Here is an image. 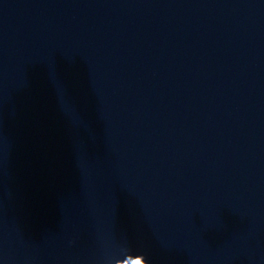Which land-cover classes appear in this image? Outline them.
I'll list each match as a JSON object with an SVG mask.
<instances>
[{
	"label": "snow or ice",
	"instance_id": "obj_1",
	"mask_svg": "<svg viewBox=\"0 0 264 264\" xmlns=\"http://www.w3.org/2000/svg\"><path fill=\"white\" fill-rule=\"evenodd\" d=\"M136 264H142V262L141 261H137Z\"/></svg>",
	"mask_w": 264,
	"mask_h": 264
}]
</instances>
